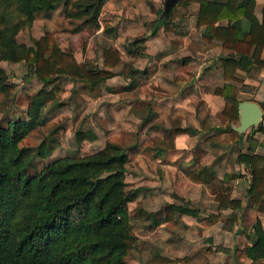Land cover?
Listing matches in <instances>:
<instances>
[{
	"label": "trees",
	"instance_id": "obj_1",
	"mask_svg": "<svg viewBox=\"0 0 264 264\" xmlns=\"http://www.w3.org/2000/svg\"><path fill=\"white\" fill-rule=\"evenodd\" d=\"M71 1L0 0V61L16 63L24 60L43 84L27 106L28 120L12 118L6 125L0 123V264H126L128 249L138 241V236L128 225L127 203L131 196L122 192L126 157L118 147L106 146L105 151L115 152L111 155L100 151L88 157L56 159L39 172L31 173V154L47 158L58 143L52 136L44 138L34 148L35 153L30 147L20 146L23 138L36 126L42 108L56 100L58 87L47 89L48 86L65 76L82 82L98 96L100 84L115 76L112 70L123 59L121 51L111 45L102 51L104 68H91L78 62L73 51H62L52 32H45L33 46L16 41L25 21L32 23L37 14L49 12L56 2L68 4ZM106 1L77 3L79 11L70 14L83 17L84 22L97 24ZM190 2L199 3L196 25L204 28L202 39L207 43L217 40L223 48L238 55L236 59H222L224 78H232L237 69L248 71L252 63L264 66V8L262 19L258 20L254 15L255 0H179L172 10ZM170 16L171 12L156 24H163L166 31L171 30ZM242 18L250 22V30L246 33L240 30ZM224 19L228 21L227 25L217 24ZM103 24L104 32L114 36L116 29L109 25V21L105 20ZM255 45L258 51L251 60L250 53ZM125 49L127 53L143 56L144 37L127 41ZM140 72L143 71L135 69V73ZM7 77L6 71L0 67V93L6 97L12 88ZM227 89L232 87L225 84L216 88L214 93L225 97L222 113L233 126L239 120V102L234 95L227 94ZM262 106L264 108V104ZM241 137L239 134L238 138ZM75 138L82 142L93 136L78 130ZM239 160L251 169L252 180L248 189L251 201L258 211L264 212V165L258 166L264 157L240 154ZM105 167L108 173L103 175L102 168ZM235 177L226 175L225 179ZM189 178L209 182L213 176L206 168L198 167ZM216 200L219 209L239 205L238 200L229 199L223 192L216 195ZM174 213L197 215L193 209L173 203L166 205V219ZM218 217L214 215L212 222ZM251 238L250 245L235 249V259L238 263L247 259L261 260L257 264H264V228L259 220L252 226ZM154 259L169 262L158 256Z\"/></svg>",
	"mask_w": 264,
	"mask_h": 264
},
{
	"label": "rangeland",
	"instance_id": "obj_2",
	"mask_svg": "<svg viewBox=\"0 0 264 264\" xmlns=\"http://www.w3.org/2000/svg\"><path fill=\"white\" fill-rule=\"evenodd\" d=\"M81 1L84 0H72L68 4L56 2L55 7L49 12L37 14L32 23L25 21L16 35V41L25 46H33L34 41L45 32H52L62 51H73L78 62L87 64L91 68L103 69V49L114 45L120 48H117L119 51H125L123 47L127 41L144 36L141 33L151 26L150 29L154 31L155 27L160 25L156 24V21H159L158 17L162 16L165 0L160 1L158 11L154 5L150 7V1L131 0L128 3L126 0H107L98 15L97 24L91 21L84 22L83 17L71 16V12L79 9L75 4ZM131 3L134 5L132 9L130 8ZM148 12L153 15L154 20L151 22L147 18L150 16ZM105 20H108L109 25L114 28L124 24L129 28V24L134 21L135 28L124 31V34L120 36L116 32L114 36H110L104 32L103 21ZM146 21L149 23L147 24ZM130 54L125 51L126 58L112 70L115 77L107 80V84L106 82L100 84L98 96L82 82L65 76L57 80L56 84L48 86L47 89L58 87L55 90L56 100L42 108L36 126L23 138L20 146L30 147L31 152L35 153L34 148L44 138L52 136L58 143L47 158L42 159L31 154V173H34L39 172L56 159L64 157L76 159L93 156L100 151L111 155L115 152L105 151V148L108 144L115 145L119 148L118 151L126 157L123 164L122 192L131 196L127 203L128 225L138 236L136 244L127 251L126 264H200V262H194L192 258L190 260L176 256L179 255L178 253L181 254L179 250L174 253L166 252L165 243L169 239L177 245V249L188 243L196 244L197 248L194 253L197 254L203 249L206 250L208 242L197 240L196 237L192 242L188 241L192 240L189 238L190 235H198L197 230L192 226L183 227L181 225L172 228L161 225V221H163L164 207L170 201L176 200V193L183 191L181 189L187 192L191 188V184L183 182L182 173L194 167L196 164L194 157L211 159L207 154L212 152V148H208L205 144L203 133H191L190 131L189 134L195 137L185 147L184 155L182 152L175 153L174 137L181 132L179 131L181 128L175 122L177 115L175 105L182 99H172L174 113L167 118L165 110H158L159 101L163 97L162 93L156 89L153 82L150 83L153 79L152 74L154 75L156 70L151 73L152 66H148L147 74L135 73L132 59L137 57H131ZM139 65L144 66V64ZM0 67L6 71L7 83L12 86L9 96L6 97L0 93V123L6 125L12 118L28 120L27 106L33 94L42 86L34 82L36 77L24 60L16 63L0 61ZM155 68L161 71L162 66ZM183 93L186 94L187 90ZM263 98L261 95L258 96L259 100ZM204 103L202 99L188 97L183 101V106L189 109L190 113H195L198 122L208 119L219 127H225L226 121L217 106L214 105L210 109ZM162 116L164 117L163 123L160 122ZM185 117L191 118L187 113ZM166 122H170L171 126H167ZM191 125L189 122V126ZM78 130L89 132L93 138L78 142L75 138ZM215 148L213 149L215 156L212 160L204 162L200 160L199 162L209 163L208 167L214 166L221 177L229 168L227 158L233 159V156L227 147L216 146ZM106 169V167L102 168L103 175L108 173ZM222 187V184L217 183L213 189ZM235 229L232 232L235 241L231 236L228 237L231 242L225 248L228 256L223 258L224 264H257L260 262L261 260L254 262L251 259H247L244 263L236 261L235 249H242L247 245L245 244L246 238L244 245L243 241L239 240L241 241L239 244L243 246L238 247L240 245L237 244L239 242L237 235L242 232L250 235L251 230L249 226ZM221 231L220 226L218 232ZM168 252L170 259L162 256V253L169 255ZM155 255L168 259L169 262L154 259ZM205 261L212 260L207 257ZM216 261L219 260L216 259Z\"/></svg>",
	"mask_w": 264,
	"mask_h": 264
},
{
	"label": "crops",
	"instance_id": "obj_3",
	"mask_svg": "<svg viewBox=\"0 0 264 264\" xmlns=\"http://www.w3.org/2000/svg\"><path fill=\"white\" fill-rule=\"evenodd\" d=\"M110 1H108V3ZM126 1L128 3L131 2V0ZM145 1H150V7L154 5L156 10H159L158 8L160 7L161 0ZM213 1L225 2L226 0ZM126 6H129V4H126ZM130 8H134L132 3L130 4ZM263 8L264 0H255L254 15L258 20L262 19ZM198 10V2H190L185 5V7L176 6L170 11V19L172 21L171 30L166 31L164 25L160 24L155 27L154 31L150 29L152 26L148 30L143 31L141 34L144 35V55L136 56L130 54V56L137 57L132 59L134 60L133 66L136 70L143 71L140 73L147 74L148 66H152L151 73L156 70L155 74H152L153 79L150 83L153 82L156 89L160 90L162 93L163 97L159 101L158 110H165L167 118L174 113V107L172 106L174 103H172V99H182L175 105L177 106L175 122L182 130L184 129V131L179 132L174 137V144L176 145V150L174 149L175 153L178 154L182 152L184 155V151H186L185 147H187V144H190L195 137L189 134L190 131H192L191 133H203V136H205V144L208 148H212V152L207 154L211 159L194 157V161L196 162L194 167L182 173L184 177L183 182L191 184L190 190L185 192L184 189H181L183 191L176 193V200L168 203L193 209L197 212V215L191 216L184 213H174L171 215V218L166 219L165 206L163 209V221H161V225L172 228L181 225L183 227L186 225L194 227L198 235H190L189 238L192 240L188 241L192 242L193 239H195L194 237L200 241H207L208 245L206 250L203 249V251H199L195 254L194 250L197 248L196 244L191 245L190 243L186 244V246H180V248L177 249V245H174L171 240L168 239L165 243L167 245L166 252L169 251L170 253H174V251L179 250L181 254L178 253L179 255L176 256L189 258L190 260L192 258L194 262H200V264H224L223 258L228 256L225 248H227V245L231 242V240H228V237L231 236L235 241L232 233L235 228L249 226L252 234V226L257 220H259L264 228V212H260L256 209L248 194V189L252 180L251 169L246 163L239 160L240 154L264 157V130H262L264 129V108L262 106L264 104V98L261 100L258 99L259 95L264 97V66L252 63L248 71L237 69L233 73L232 78H224L222 59H236L238 55L229 48H223L217 40L207 43L202 39L201 35L204 28L203 26L196 25ZM148 13L150 16L147 18H149L148 20L151 22L154 20L153 15L150 12ZM163 17L166 16L162 14L157 20L160 21ZM146 22L147 24L149 23L148 21ZM217 24L224 26L228 24V21L225 19L220 20ZM134 25V21L129 24L130 29L125 24L123 26L117 25L119 28L117 26L115 27L117 30L116 34L120 36L124 34L126 30H133V28H135ZM240 30L242 33H246L250 30V22L247 19H241ZM174 38L175 41L173 40ZM125 46L126 45L123 47L124 49ZM117 48L120 49L119 47ZM120 51L123 54V61L124 58H126V49L125 51ZM257 51L258 46H253L250 53L251 60L255 58ZM263 56L264 48L262 50V57ZM136 62H138V65H136ZM139 64H144V66H140ZM156 66L157 68L162 66L161 71L160 69H156ZM176 66L178 67L175 68ZM114 77L115 76L112 78ZM107 80L105 84H107ZM34 82L40 87L43 85L42 82L36 78H34ZM225 84L232 87V89H227V94L234 95L238 102L252 101L260 106L263 114L261 121L257 125L251 126L244 131L236 130L240 126V120H238V123L233 124V126L229 125L228 118L222 113L226 101L225 97L214 93L216 88L223 87ZM184 90H187L186 94L183 93ZM188 97L202 99L205 102L204 105L207 104L206 107L210 109L212 106L216 105L221 116L226 121L225 127H219L215 125L214 122L211 123L208 119L198 122L195 113H190V110L183 106V101ZM161 112L163 113L164 111ZM185 113L190 115L191 118H186ZM163 120L164 117L162 116L160 122L163 123ZM189 122L192 124L191 126H189ZM166 124L167 126H171L170 122H166ZM260 127H262V129ZM234 132L238 135L241 134L242 137L238 138V135ZM216 146L229 148V152L233 156V159L227 158L229 162L227 165L229 168L226 169L221 177H219L214 166L208 167L210 166L208 165L209 163L201 164L199 162L200 160L202 162L212 160L215 156L213 149H216ZM263 165L264 160L258 162L259 167ZM198 167L206 168L207 172L213 176V179L209 182L191 180L189 178L190 174ZM226 175H235L237 177L226 180ZM217 183L222 184L223 188L214 190L213 187ZM220 192L226 193L229 199L238 200L239 205L235 208L226 206L219 209L216 195ZM214 215H219V217L215 222H212V217ZM220 226L222 231L218 232V227ZM251 234L249 235L248 233L245 235L242 232L237 235V240L243 241L242 244L244 245V240L247 238L245 244L250 245L252 241ZM186 237H188L187 234ZM241 241L237 242V244L240 245L238 247H241L242 244H239ZM210 245L211 248H209ZM156 256L159 255H155V257ZM162 256H166L168 259L171 258L170 254L167 255L162 253ZM207 257L212 261H205ZM216 259L219 261H216Z\"/></svg>",
	"mask_w": 264,
	"mask_h": 264
},
{
	"label": "water",
	"instance_id": "obj_4",
	"mask_svg": "<svg viewBox=\"0 0 264 264\" xmlns=\"http://www.w3.org/2000/svg\"><path fill=\"white\" fill-rule=\"evenodd\" d=\"M179 0H165L162 14L167 16ZM240 126L237 131L257 125L262 119V110L260 106L252 101L239 102L238 106Z\"/></svg>",
	"mask_w": 264,
	"mask_h": 264
}]
</instances>
